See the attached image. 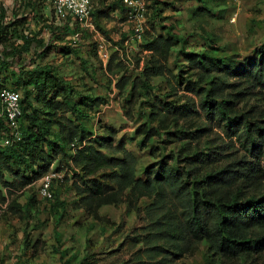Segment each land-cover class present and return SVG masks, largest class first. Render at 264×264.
Returning a JSON list of instances; mask_svg holds the SVG:
<instances>
[{"label": "rangeland", "instance_id": "374dc122", "mask_svg": "<svg viewBox=\"0 0 264 264\" xmlns=\"http://www.w3.org/2000/svg\"><path fill=\"white\" fill-rule=\"evenodd\" d=\"M114 1L93 0L92 26L83 28L75 21L73 29L81 35L79 41L73 42L60 26L67 19L57 20L51 0H36L32 10L24 0H0L7 19L24 16L27 28L49 41L37 47L38 54L33 47L20 59L15 58L11 66L0 71V76L23 97L24 87L16 85V66L33 68L34 62H40L48 71V83L38 98L39 89L30 86L28 98L30 112L43 121L44 131L39 135L60 138L58 118L79 125L87 137L103 136L104 130H111L113 146L121 141L137 157V177L154 176L152 170L162 160L171 161V155L187 138L161 134L145 141L135 133L136 128L144 123L156 126L149 116L151 112L161 111L164 103L173 102L188 106L190 118L211 128L212 136L224 138L225 123L218 117L206 116L202 106L206 83H196L198 65L187 61L185 54L233 55L240 66L260 58L264 63V0H143L146 12L141 40L130 39L135 24L129 21L126 11L111 6ZM158 34L176 37L167 62L170 71L152 79L150 89L137 96L129 116L125 113V99L130 78L138 76L146 60L144 45ZM3 48L0 43V53ZM239 70L223 78L238 81ZM252 106L254 110L264 109V98L254 95L238 105L244 112ZM184 121L180 119L179 123ZM171 128L173 131V125ZM224 142H232L235 150L243 151L240 131ZM60 159H64L61 154L50 168L59 175L51 184L54 200L38 195L39 180L12 190L0 183L2 196L8 199V208L0 215V264H62L65 259L69 264H209L210 253L203 242L193 255L177 258L167 250L154 253L151 247L155 243L143 239L148 232L146 207L151 198H139L137 210L125 203L102 206L99 213L108 222L87 215L78 205L91 177L81 178L77 165L59 163ZM5 162L9 167L2 170L6 182L15 176L29 177L34 169L14 158H6ZM36 164L41 162L37 160ZM108 170L96 178L108 180Z\"/></svg>", "mask_w": 264, "mask_h": 264}, {"label": "trees", "instance_id": "16d2710c", "mask_svg": "<svg viewBox=\"0 0 264 264\" xmlns=\"http://www.w3.org/2000/svg\"><path fill=\"white\" fill-rule=\"evenodd\" d=\"M35 1L24 0V3L32 10ZM111 6L126 11L122 0L112 2ZM154 13L157 17L156 7ZM75 25L76 22L68 18L60 26L72 37L77 32L73 29ZM175 41L173 35L158 34L151 36L144 45L146 60L138 76L130 78L125 99L127 115H132L137 96L150 89L152 79L170 71L167 62ZM48 42L39 32L27 28L24 16L7 19L5 10L0 9V43L4 45L0 53V71L33 47L38 54L37 47ZM185 55L187 61L198 65L196 83H206L203 109L207 117L215 116L224 121V138L212 136L211 128L190 118L188 106L164 103L161 111L149 115L151 121L157 122L156 126L140 124L135 133L145 141L161 134L180 139L185 136L187 140L171 155V161L159 162L152 170L154 176L137 177V157L121 141L113 146L111 130H104L103 136L87 137L79 125L58 118L60 138L39 135L44 131L43 121L30 112L28 98L32 93L30 86L39 89L37 98L41 96L48 83V71L40 62H34L33 68L20 64L16 66L20 78L16 85L24 87V96L20 94L21 139L0 147V183L9 190L34 183L50 170L61 154L64 159L59 163H74L81 171V178L91 177L86 181L87 190L78 206L97 221H109L99 213L102 206L125 203L137 210L139 198H151L146 207L148 232L143 239L146 243H155L151 247L155 254L167 250L177 258L193 255L198 244L203 242L210 253L209 264H264V109L254 110L252 106L244 112L238 107L251 96L264 98V63L260 58L240 66L233 55L211 57L191 52ZM237 68L241 71L239 80L225 81L223 76ZM1 86L10 88L3 78ZM183 118L185 121L180 124ZM186 122L188 124L184 125ZM240 126L242 129H237ZM236 131L243 137L242 152L235 150L232 142H224ZM5 132L9 129L0 117V136ZM6 158L34 167L31 176H15L6 182L2 173V170H9ZM37 160L41 164H36ZM107 168L108 180L96 178ZM53 195L52 200L55 199ZM0 197V202L7 201V210L8 199L1 191ZM62 264H69V261L62 260Z\"/></svg>", "mask_w": 264, "mask_h": 264}, {"label": "built area", "instance_id": "2783aa9c", "mask_svg": "<svg viewBox=\"0 0 264 264\" xmlns=\"http://www.w3.org/2000/svg\"><path fill=\"white\" fill-rule=\"evenodd\" d=\"M126 7L129 21L135 24V32L130 39L141 40L145 25V2L143 0H122ZM52 11L58 21L70 18L77 21L83 28L92 26L91 14L93 11V0H51ZM80 32H76L71 39L73 42L80 40ZM99 47L103 49V45ZM21 95L18 91L1 86L0 77V117L4 119L9 132L0 136V147L8 146L21 139L20 119L22 109L20 103ZM73 148L75 144H72ZM59 175L54 170H49L39 179L38 195L41 198L52 200L54 195L51 188L52 182ZM7 201L0 202V215L5 212Z\"/></svg>", "mask_w": 264, "mask_h": 264}]
</instances>
